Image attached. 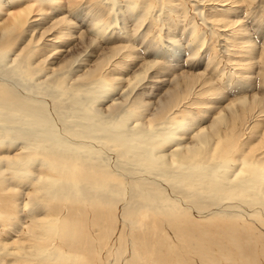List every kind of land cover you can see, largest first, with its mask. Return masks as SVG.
Wrapping results in <instances>:
<instances>
[{
  "label": "bare ground",
  "instance_id": "bare-ground-1",
  "mask_svg": "<svg viewBox=\"0 0 264 264\" xmlns=\"http://www.w3.org/2000/svg\"><path fill=\"white\" fill-rule=\"evenodd\" d=\"M38 1L45 4L56 0ZM76 1L70 0V3L61 5L59 9L64 11L67 8L71 12L76 11L80 7ZM102 1L104 0H91L93 4H90L92 5L90 12L95 14V19L104 14L100 9ZM211 1L224 3L230 0ZM241 1L243 2V0H233V3ZM114 4L115 1L109 3V6L104 7V11L114 8ZM30 7L32 5H26L21 10L9 12L10 28L12 26L23 27L27 24L26 11H29ZM70 22L65 21V17L53 19L50 25L52 29L57 30L58 36L54 37L55 40L70 41L74 38L72 30L75 24ZM230 23L237 26L239 24L234 21ZM98 25L99 22L92 24L96 35H98ZM8 28L0 29V64L3 66L2 63L9 60L12 67L9 68L12 69L14 76L31 83L33 88L31 91H35L31 93L30 90L26 91L22 88L18 91L11 82L8 81V83L0 78V148L4 150L0 154V183L5 182L0 193L10 192L15 196L20 195L17 190L11 188L10 179L18 180L20 184L30 189L23 204V210L27 211L28 222L24 228L21 227L23 228L21 232H18L20 230H17L15 225L11 227L13 234L17 236L11 235L9 243L0 241L1 254L4 250L17 251L23 256L34 258L36 255L26 254L29 249L34 248L38 240H42L41 235L48 236L41 244L52 251L44 255L43 259H52L58 248H64V252L69 255H66L68 260H64L66 264H70L73 258L75 263L71 264H226L227 261L230 264H246L250 257L248 260L243 257L226 260L222 253L225 254V251L230 250L232 246L236 253H239L238 249H241L239 245H232L227 241H237L233 237L239 235L238 232L241 234L242 230V234L248 233L247 236L249 231L253 232L258 228L264 234V220L258 218V213H252L253 209H258V205L264 208V187L260 184L258 186L260 176L250 175L235 185L225 186L222 190L226 191L228 197L222 198L221 191H218L221 188L214 190L217 184H222L221 182L227 179L226 177L220 179L216 172L217 165L212 168L215 174H207L206 177L209 180L204 176H197L201 163L209 165L212 147L209 144H213L211 140L218 138L217 136L222 132L217 131L215 126H212L208 135L200 130L193 138L191 137L193 140L197 139V142L192 147H187L180 146L183 141L176 139L175 144H171L166 138V136L174 137V132L183 127L181 124L173 128V125L167 122L155 123L156 119L162 118L166 109L172 107L178 96L191 89L197 80L202 86L209 85V80L203 76L204 73L198 75L191 73L190 76H182L181 80L172 81L173 84L170 82L171 88L165 89L167 90L165 95L158 101L155 110L151 111L150 122L140 123V121H133L132 118L138 111L145 110L146 101L136 99L133 102L129 100L127 102L123 99L117 102V99H113V96L119 95V92L116 93L117 89L109 93L105 90V86H101L102 81H92L95 74L92 70L69 83L67 80L69 73H65V70L61 71L62 65L60 64L53 67L54 61L50 59L49 66L51 67L47 72L50 75L45 76L44 74L42 79H38L42 68L37 65L38 63L30 62L34 51L26 49V54L19 53L10 57L12 48L8 43L12 36L9 37ZM17 30L19 31L20 28ZM247 30L245 26H240L236 30L242 37L240 38L241 46L238 48L239 50L246 49L243 54L249 58L250 64L245 65L244 68L249 69L257 62L264 68V40L262 45L256 48L257 46L249 38L244 37L247 35ZM52 39L51 43L55 41ZM60 48L62 47H54L53 50ZM62 50L55 53L64 52ZM257 52L258 57L254 56ZM164 53L170 59L176 56L175 52L170 50ZM46 59H49L48 55ZM123 68L125 69L124 66ZM118 80L114 79L113 83H117ZM80 81L83 83H79ZM54 91L57 92L59 98L54 99L56 96L53 98L52 94H49L50 104L45 105L44 97L48 96L50 99L48 93H54ZM208 91L210 92V89ZM59 99L66 100L62 108L69 114L70 121L60 119V115L56 117L51 114L53 109L55 111L59 108L62 102ZM104 100L110 101V104L109 111L103 115L98 106ZM262 106L264 108V104ZM245 110L246 107H240L232 111L230 106L227 109L229 114L221 118L224 125L232 129ZM64 111H62L63 114ZM53 114L56 113L53 112ZM201 147L206 148L203 154L205 159L202 162L198 160V157H194L192 151L196 149L198 151ZM9 149L13 151L11 150L8 154ZM167 155L173 156L182 166L181 174L178 173L174 177L166 176V174H171V171L166 172L165 166L171 165L170 163L174 161L168 159ZM35 163H37L36 166H34ZM7 172L10 179L6 177ZM206 181L209 184L205 183ZM34 185L35 188H32ZM207 185L209 186L208 193L204 192L208 190L205 187ZM199 192L203 196H195ZM212 192L213 194L209 195ZM38 195L49 196L52 200L62 197L64 202H69L75 208L87 209V213H81V219H83L81 221L90 219L92 227L90 226L89 231L86 230L78 236L74 233L71 235L67 225H63L60 234L55 232L52 235V225L55 220L42 211L45 207L43 203L40 204ZM147 199L157 200L169 215L165 212L157 214L158 206L154 207L155 204L150 207L143 206L142 203ZM40 215L43 217L39 218ZM206 215H210V218L203 219ZM150 216L152 220L148 221ZM261 216L264 217V210L261 211ZM93 223L102 226L94 228ZM217 223L221 227L215 228L214 225ZM21 224L23 225L22 222ZM237 227H241L242 230L232 232ZM200 228L206 229L207 238L203 239V236H200L197 239L196 235H185L186 231L191 233ZM38 229L41 230V234L37 232ZM181 232L184 234L180 235ZM20 233L22 235L19 237ZM159 235L162 237L160 242L150 243L152 237L157 236L158 238ZM216 236L223 241L220 242L217 238L219 242H216ZM157 245L162 246V249L159 250L160 247L157 248ZM213 245L219 255L216 260L212 259L213 254L208 256L212 252L209 248ZM244 248L247 250V247ZM68 249L75 251V254L70 255ZM226 254L229 255L227 252ZM257 256L260 260L264 259L260 257L259 251Z\"/></svg>",
  "mask_w": 264,
  "mask_h": 264
},
{
  "label": "rangeland",
  "instance_id": "rangeland-1",
  "mask_svg": "<svg viewBox=\"0 0 264 264\" xmlns=\"http://www.w3.org/2000/svg\"><path fill=\"white\" fill-rule=\"evenodd\" d=\"M11 1H13L12 4L10 3ZM11 1L0 0V29L9 27V37L12 36L8 43L9 47L12 48L10 57L19 53L21 55L26 54V49L34 51V56L31 57L30 62L38 63L37 65L42 68L41 76L39 75L38 79H42L44 74L45 76L50 75V73H47L49 71L48 68L51 67L49 66L50 59L54 61L53 67L60 64L62 65L61 71L65 70V73H69L70 76L68 75L67 79L69 83L92 70L95 73L94 78L91 79L92 81H102L100 82L101 86H105V90L109 93L113 89H117L116 93L119 92V95L113 96V99H117V102L123 99H126L127 102H133L136 99H140L142 102L146 101L145 110L138 111L132 118L133 121H140V123L150 122L152 119L151 111L155 110L158 101L169 90L167 87L171 88L172 81L181 80L182 76H190L191 73L192 75L204 73L203 76L209 80V85L202 86L197 80L191 89H188L185 94L178 96L172 107L166 109L162 118L156 119L155 123L167 122L172 124L173 128H177L181 124L184 127H182L183 130L181 128L175 132L173 131L174 137L169 138L166 136V138L171 144H175L176 139L183 141L180 146L187 147H192L197 142V139L193 140L192 138L200 130L208 135L212 126H215L217 131L222 132V134L220 133L217 136L218 138L220 137L219 139L215 138L213 141L211 140L213 144H209L210 146L212 145L208 161L209 165L201 163V168L197 172L198 177L204 176L205 178L207 174H215L212 168L214 165L218 166L216 172L220 179L225 177L227 179L223 180L222 184H217L214 190L216 191L218 187L221 188L218 191H221L222 198L226 199L228 197L226 191L222 190L225 186L235 185L250 175H259L258 186L260 184L261 187H264V108L262 106L264 104V68L258 62L252 64L249 69L244 68L245 65L250 64L249 58L243 54L246 49L239 50L238 48L241 46L242 41L240 38L242 37L236 31L238 27L245 26L248 30L247 35L244 37L249 38L257 46L256 48L262 45L264 40V0H243V2L239 3H233V0L224 3L211 0H104L102 1L104 2L103 5L102 2L100 4V9L104 14L97 18L99 20L94 18L95 14L93 12H90L92 6L90 4H93L91 0H74L80 7L73 12L67 10V8L64 11L59 9L61 5L70 3V0H56L45 4L38 0ZM114 1V8L104 11V7L109 6L108 4ZM26 5H32L30 10L26 11L27 24L23 27L12 26L10 28L11 18L10 16L8 17L9 12L21 10ZM129 6L131 7L128 8ZM57 17H65V21L68 20L73 25L75 24L72 30L74 38L70 41L54 39V37L58 36L57 30L52 29L50 24ZM231 21H234V23L238 22V26L236 24L232 25ZM93 22L94 24L99 22L98 35L94 33ZM225 25H228V27H224ZM17 28H20V32ZM52 38L55 40L53 43L50 42ZM58 46L62 48L53 50L54 47L57 48ZM20 49L21 51H19ZM60 50L64 52L55 53ZM166 50L175 52L176 56L170 59L164 53ZM47 55L49 59L45 60ZM254 56L258 57V52ZM2 64L3 66L0 64L1 79L11 82L18 91H21V88L26 91L33 89L31 83L14 76L9 60ZM145 64H148L149 68ZM4 65L6 66L4 67ZM5 70H10V72ZM172 71L173 73H171ZM6 77L9 79H6ZM114 79L119 80L114 84ZM208 89H210V92ZM34 91H31V93ZM49 94H52L53 98L56 96L54 99L59 98L55 91ZM48 99V96L44 97L45 105L50 104L51 96ZM59 100L62 101L61 99ZM108 100H104L98 106L103 115L109 111L110 101ZM62 102L58 108L59 110L54 111L53 109L51 114L56 117L60 115V119L63 118L62 120L70 121L69 114L62 108L66 100ZM230 106L232 111L240 107H246L244 114L239 117L232 129L226 127L221 119L225 114H229L227 109ZM62 111L65 113L63 114ZM53 112L56 114H53ZM215 122L218 123L215 124ZM179 135L182 136L180 137ZM11 150H7V153L9 154ZM192 151L194 157H198L200 162L204 161L205 147H201L198 151L197 149ZM2 152L4 150L0 148V154ZM167 158L174 161L170 163L171 165L165 166L166 172L171 171V174H166V176L174 177L178 173L181 174L182 166L176 162L173 156L167 155ZM36 165L37 163L34 166ZM234 170L236 171L233 173ZM6 177L10 179L8 172ZM206 178L209 180L208 177ZM9 182L12 185L11 188L17 190L20 195L15 196L14 193L11 194L10 192L7 194L0 193V241L7 243L11 242L9 239L11 235L17 236V234H13L11 227L15 225L16 229L20 230L18 232H21L28 222L27 211L23 210V204L26 194L30 191L29 187L20 184L18 180L10 179ZM205 183L209 184L208 181ZM4 186L5 182L0 183V189ZM205 187L208 190H204V192L208 193L209 186ZM32 188H35V185ZM213 192L209 195H212ZM195 196L200 197L203 195L199 192ZM38 198L40 204H44L45 208L42 211L45 212V215L48 214L55 220L52 225V235L55 232L60 234V229L63 225H67L71 235L74 233L80 236L86 230H90L91 220L81 221L83 220L81 219V213H87V209L75 208L69 202H64L62 197H59L58 200H52L49 196L38 195ZM132 200L135 199L132 198ZM150 203L153 204L150 205ZM142 205L149 207L152 205L154 207L158 206L157 214L165 212L166 215H169L157 200L147 199ZM257 208L253 209L252 213H258V218L264 220V217L261 216V211L264 208L259 205ZM19 209L21 210L20 212ZM39 213L42 214V212ZM42 217L43 215L39 216V218ZM18 218L22 221H19ZM89 218L91 217L89 216ZM208 218H210V215L203 217V219ZM48 219L50 220L51 218ZM151 220L150 216L148 221ZM218 224L214 225L215 228L221 227ZM93 225L94 228L102 226L96 223H93ZM240 228L237 227L232 232L241 231L242 229ZM205 231L206 229L200 228V230H193L191 233L186 231L185 235H196L197 239L203 236V239H205L207 238ZM37 232L41 234V230L38 229ZM157 233L159 232L157 231ZM242 233L243 230L241 234L238 232L237 238L233 237L237 241L233 239V242L227 241L232 245H239V248H241L238 249L240 254L236 253L232 246L230 250L228 249L222 255L226 260H235V258L240 257L248 260L250 257L247 262L245 261L246 264H263L264 259L260 260L257 256L259 251L260 257H264V234L261 229H254L253 232L252 230L251 232L249 231L248 236V233ZM181 234H184V232H181ZM18 235L20 237L22 233ZM47 237L40 235L42 240H38L34 244V248L29 249L26 254L30 256L36 255L37 258L36 256L34 258L23 256L17 251L8 252L4 250L2 254L0 252V264H28L29 262H32V264H66L64 260H68V257L66 258L68 254L64 252V248H58L54 252L55 255L52 259H43L44 255L49 254V252L52 253L51 250L41 244ZM155 237L151 238L150 243H158L162 240L160 235L158 238L157 236ZM53 238L55 237L53 236ZM217 238L220 239V237L216 236L215 238V241L219 242ZM221 241L223 240L220 239ZM56 244L59 245L58 243ZM243 246L247 247V250ZM61 247L63 246L61 245ZM157 248L160 250L162 246ZM209 249H212V252L208 256L213 254V258L212 256L209 258H215L216 260L219 255L215 245ZM68 251L70 255L75 254V251L69 249ZM226 252L229 254L228 256ZM3 254L4 256L2 257ZM71 263H75L74 258L71 259ZM227 263L230 264L228 261Z\"/></svg>",
  "mask_w": 264,
  "mask_h": 264
}]
</instances>
